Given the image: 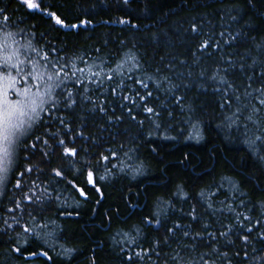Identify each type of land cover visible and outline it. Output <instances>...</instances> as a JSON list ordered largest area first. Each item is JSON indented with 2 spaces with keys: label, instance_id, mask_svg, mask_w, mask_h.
I'll use <instances>...</instances> for the list:
<instances>
[{
  "label": "trees",
  "instance_id": "1",
  "mask_svg": "<svg viewBox=\"0 0 264 264\" xmlns=\"http://www.w3.org/2000/svg\"><path fill=\"white\" fill-rule=\"evenodd\" d=\"M37 6L0 0L22 67L64 65L0 186V264H264V0Z\"/></svg>",
  "mask_w": 264,
  "mask_h": 264
},
{
  "label": "snow or ice",
  "instance_id": "2",
  "mask_svg": "<svg viewBox=\"0 0 264 264\" xmlns=\"http://www.w3.org/2000/svg\"><path fill=\"white\" fill-rule=\"evenodd\" d=\"M19 2L29 10L38 7L33 3V0H19ZM3 11V9H0V12ZM49 15L55 19L57 25H62V21L56 18L54 13H49ZM9 19L6 15L3 17L4 25H7ZM84 23L86 24L87 21ZM72 27L75 28L77 25L73 24ZM192 31L195 32L196 28L194 27ZM15 43L17 42L12 32H4L0 36V73L3 74L0 75V186L5 185L9 173L14 168L19 171V153L17 150L21 147L22 140L27 145V139L25 138L31 139V130L34 129L37 123L40 126L44 125L41 114L45 112L47 105L57 103L51 97L56 95L55 90L59 89L63 83L60 77L64 72V65H60L58 68L54 63L40 64L39 61L31 60L27 62V67H22L26 62L19 58V49L13 47ZM204 47L207 48L208 45L205 44ZM43 60L49 61V57L45 55ZM40 68H43L44 71H40ZM225 72H227V69H225ZM17 77L20 79L17 80ZM109 78L111 79V77ZM213 78L215 79V77ZM21 82L23 87L17 88L16 85ZM259 91L264 92V89ZM10 94L15 99H11ZM71 97L72 93L68 92L67 99H71ZM74 103L73 100L66 106L70 108ZM259 103L264 105V99H261ZM148 111L151 112L152 109L149 108ZM257 139H260V137H257ZM63 143L64 141L61 140L60 144ZM32 147H35V145H32ZM69 152L75 155L74 149L65 148V154L67 155ZM26 171L30 172L31 169H26ZM19 174L23 175V172ZM55 175L60 176L61 173L57 171ZM88 178L91 181V173L88 174ZM19 186V182H17L16 187ZM177 227L180 226L177 225ZM248 231L250 232L251 229H248ZM246 241L247 238H245ZM261 260H264V257H261ZM188 264H192V261H189Z\"/></svg>",
  "mask_w": 264,
  "mask_h": 264
},
{
  "label": "rangeland",
  "instance_id": "3",
  "mask_svg": "<svg viewBox=\"0 0 264 264\" xmlns=\"http://www.w3.org/2000/svg\"><path fill=\"white\" fill-rule=\"evenodd\" d=\"M33 3L37 5V0H33Z\"/></svg>",
  "mask_w": 264,
  "mask_h": 264
}]
</instances>
